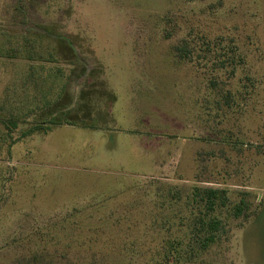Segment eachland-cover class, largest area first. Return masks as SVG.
Instances as JSON below:
<instances>
[{"label":"rangeland","instance_id":"374dc122","mask_svg":"<svg viewBox=\"0 0 264 264\" xmlns=\"http://www.w3.org/2000/svg\"><path fill=\"white\" fill-rule=\"evenodd\" d=\"M0 70V264H154L195 188L264 264V0H0Z\"/></svg>","mask_w":264,"mask_h":264},{"label":"trees","instance_id":"16d2710c","mask_svg":"<svg viewBox=\"0 0 264 264\" xmlns=\"http://www.w3.org/2000/svg\"><path fill=\"white\" fill-rule=\"evenodd\" d=\"M69 125L77 126L75 123ZM195 190L194 199L189 203L191 221L182 224L185 232L163 240V247L154 255V264L199 263L213 246L220 244L226 237L228 229L219 215L220 208L229 202L226 191L209 188ZM242 209L241 205L235 208L236 217L241 215ZM174 226L173 222L168 221L164 228L168 232Z\"/></svg>","mask_w":264,"mask_h":264},{"label":"crops","instance_id":"0c3cea01","mask_svg":"<svg viewBox=\"0 0 264 264\" xmlns=\"http://www.w3.org/2000/svg\"><path fill=\"white\" fill-rule=\"evenodd\" d=\"M0 75H1V70H0ZM8 86L11 87V89L17 88V81H16L15 73L12 74V82ZM55 109L56 108H54V110H53L55 112H57L59 109H62L63 110V108H59V109L57 108L56 110ZM0 111H1V109H0ZM69 126H73V125H69Z\"/></svg>","mask_w":264,"mask_h":264}]
</instances>
